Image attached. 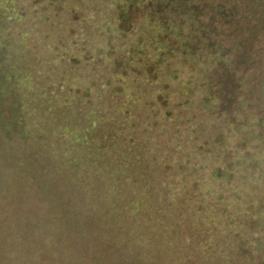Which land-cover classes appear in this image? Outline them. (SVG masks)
I'll list each match as a JSON object with an SVG mask.
<instances>
[{
	"label": "trees",
	"instance_id": "16d2710c",
	"mask_svg": "<svg viewBox=\"0 0 264 264\" xmlns=\"http://www.w3.org/2000/svg\"><path fill=\"white\" fill-rule=\"evenodd\" d=\"M28 1L29 67L0 0V195H39L16 264H264V0Z\"/></svg>",
	"mask_w": 264,
	"mask_h": 264
},
{
	"label": "rangeland",
	"instance_id": "374dc122",
	"mask_svg": "<svg viewBox=\"0 0 264 264\" xmlns=\"http://www.w3.org/2000/svg\"><path fill=\"white\" fill-rule=\"evenodd\" d=\"M26 3V7L24 9H21L22 19L20 21H14L7 27L5 31V37L7 44L9 46V49L11 50V53L14 57L15 54H18L22 61L27 65V67L31 66V55L28 54V50H34V52L41 51L42 43L43 41L42 36L45 34L47 25L46 23L43 24L41 19H35V11L32 10L33 8L30 7V3L28 0H21ZM38 7H35L37 9ZM35 38V39H34ZM44 53V51H43ZM35 57V55H34ZM43 69V68H42ZM46 76V70H43L41 80L38 78V83H42V78ZM40 86V85H38ZM31 151V149H29ZM30 154V152H28ZM50 177L46 178L49 182H56L54 188L58 187V178L56 177ZM23 189H27L28 187H25L23 184H19ZM52 184L49 185L51 187ZM35 189H38L37 186L34 187ZM6 192L3 193V195H0V208L4 207V212L0 210V264H16L17 262H22L23 257L22 254L25 257L26 252L30 249L29 244H14V241L16 240V233L17 230L20 232L23 230L24 226L18 225L17 221L24 217L25 211L30 210L31 213L33 212L36 215V212L32 211L34 208H31L30 202L31 200H39V195L33 190L30 195H28V192L24 195L19 194L22 196V198L30 197V201L25 202L26 206L22 204L21 206L18 204V201H15L13 198L11 200V192H8L9 190L6 188ZM56 191L54 194H57ZM43 197L44 194H41ZM56 197L58 195H55ZM48 211V207H43L37 209V213L39 212V215L41 217L46 216ZM20 216V217H19ZM39 235H35L34 240H38ZM17 241V240H16ZM22 239H20V242ZM19 242V241H17ZM45 244H48L51 249L54 248V244H49L46 241H44ZM68 242V241H67ZM22 243V242H21ZM19 260V261H17ZM26 260V257H25ZM29 264V263H27Z\"/></svg>",
	"mask_w": 264,
	"mask_h": 264
}]
</instances>
